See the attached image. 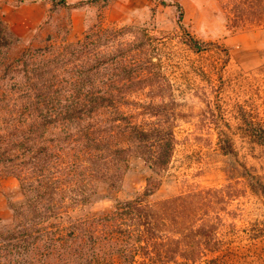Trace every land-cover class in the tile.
Here are the masks:
<instances>
[{
  "label": "trees",
  "instance_id": "1",
  "mask_svg": "<svg viewBox=\"0 0 264 264\" xmlns=\"http://www.w3.org/2000/svg\"><path fill=\"white\" fill-rule=\"evenodd\" d=\"M101 1L108 0L86 2ZM221 4L229 27L264 21V0ZM177 6L185 29L183 7ZM119 34L116 27L96 26L77 41L57 44L50 38L11 59L12 39L0 20V177H17L23 195L10 201L12 219L0 226V264L234 263L222 236L231 223L230 206L248 191H264V182L231 158L235 149L222 134V186L151 203L147 197L160 186L151 176L142 196L101 214H78L97 197L99 182L111 190L121 186L133 157L159 175L178 144L169 80L155 71L153 58L142 57V44L119 41ZM186 41L195 52L209 47L189 33ZM146 87L153 92L148 113L155 119L149 122L130 108ZM239 111L245 133L264 146V119L245 107ZM253 230L264 236V224Z\"/></svg>",
  "mask_w": 264,
  "mask_h": 264
},
{
  "label": "rangeland",
  "instance_id": "2",
  "mask_svg": "<svg viewBox=\"0 0 264 264\" xmlns=\"http://www.w3.org/2000/svg\"><path fill=\"white\" fill-rule=\"evenodd\" d=\"M86 1L68 0L74 5L63 7L52 0H0V20L12 39L8 57H17L29 46H45L50 38L59 44L77 41L96 26L118 28V40L142 44V57L153 58L155 71L169 80L178 144L168 168L159 175L142 158L133 157L121 186L111 190L99 182L97 197L79 207L78 214H101L118 201L142 196L151 176L160 182L147 197L151 203L196 188L222 186L227 182V157L217 144L220 134L233 144L231 158L264 182V146L245 133L239 111L245 107L253 117L264 119V21L229 27L221 0ZM177 4L183 7L185 29ZM187 33L208 43L207 50L191 49ZM139 95V104L130 108L139 120H154L148 113L153 92L146 87ZM22 198L19 179L1 176L0 226L12 219L10 201ZM230 216L222 236L225 249L235 256L232 264H264V236L253 230L264 224V191H248L235 199Z\"/></svg>",
  "mask_w": 264,
  "mask_h": 264
}]
</instances>
